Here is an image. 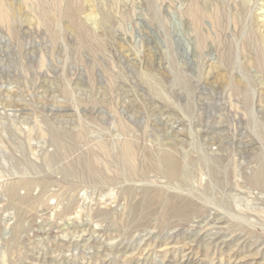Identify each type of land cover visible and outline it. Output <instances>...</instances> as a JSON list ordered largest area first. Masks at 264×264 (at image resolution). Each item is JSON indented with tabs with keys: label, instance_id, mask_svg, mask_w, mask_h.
I'll return each instance as SVG.
<instances>
[{
	"label": "rangeland",
	"instance_id": "1",
	"mask_svg": "<svg viewBox=\"0 0 264 264\" xmlns=\"http://www.w3.org/2000/svg\"><path fill=\"white\" fill-rule=\"evenodd\" d=\"M55 1L0 0V264H264V0Z\"/></svg>",
	"mask_w": 264,
	"mask_h": 264
},
{
	"label": "bare ground",
	"instance_id": "2",
	"mask_svg": "<svg viewBox=\"0 0 264 264\" xmlns=\"http://www.w3.org/2000/svg\"><path fill=\"white\" fill-rule=\"evenodd\" d=\"M55 1V0H54ZM56 2V1H55ZM54 4H56V3H54ZM2 6V5H1ZM0 6V7H1ZM58 6V5H57ZM57 6H55L56 8H57ZM3 9H4V7H3ZM3 9L2 10H0L1 12L3 11ZM57 9H59V8H57ZM57 9H56V11H57ZM192 11V12H191ZM188 12V11H187ZM76 12H75V10H73V11H69V17L70 18H73L74 17V15L73 14H75ZM189 13V12H188ZM202 13V12H201ZM43 14V13H42ZM45 14V13H44ZM10 14H6V13H1V16H0V20H1V22L3 23H6V25L9 23V21H10V17L11 16H9ZM46 15V14H45ZM189 15H190V18H192L193 19V21L195 22V23H201L200 21H199V18H200V13L197 11V10H195L194 8L192 9V7L190 8V13H189ZM205 15V14H204ZM13 16V15H12ZM42 16V15H41ZM47 16V15H46ZM12 19H13V17H12ZM42 19H44V15H43V18ZM191 19V20H192ZM14 20V19H13ZM45 20V19H44ZM43 20V21H44ZM42 21V20H41ZM47 21V20H46ZM43 23V22H42ZM49 23V22H48ZM221 23H222V21H221ZM13 24V23H12ZM195 25V24H194ZM7 26H9V25H7ZM199 26V25H198ZM222 25H220V27H221ZM83 35V34H82ZM257 46V45H256ZM236 92V91H235ZM238 94V93H237ZM55 132H57V131H55ZM60 132V131H59ZM59 132H57V133H59ZM57 133H53V135L54 134H57ZM62 135H64L63 133L61 134H57L56 135V137H55V135H54V139H55V141H57V143H61V139H62ZM82 136H83V133L82 132H79L78 134H77V138L78 139H80V138H82ZM81 140V139H80ZM123 142V141H122ZM60 146V145H59ZM55 147V146H54ZM61 149V148H60ZM63 149V148H62ZM133 148H132V146H131V143L130 142H128L127 140L125 141V142H123L122 143V149H121V153H122V156H123V162H124V165H125V167H126V169H127V173H129V175L130 176H134L135 174H136V171H135V165H134V163H133V159H132V156H134V155H132L131 154V150H132ZM98 151L100 152V153H102L103 155H105V156H107L108 155V152H107V150H106V148L103 146V145H99L98 146ZM163 152V151H162ZM89 154V153H88ZM155 158V157H154ZM91 160V159H90ZM148 161V160H147ZM160 163L161 164H163V166H164V169H165V172H166V174L169 176V177H174L175 175H176V172H175V161H174V158L170 155V154H168V153H166V152H163L162 154H161V158H160ZM80 164V163H79ZM122 164V163H121ZM74 165V164H73ZM91 168H93V167H91ZM118 169V168H117ZM84 170V169H83ZM80 171H82V170H80ZM88 171L91 173V171L89 170V168H88ZM111 171V170H110ZM64 175L65 176H74V170L71 168V167H69L68 166V164H67V168L65 167V170H64ZM92 172L94 173V170H92ZM115 173V172H114ZM117 173V172H116ZM97 174V173H96ZM105 174H107V173H105ZM94 175V174H93ZM97 175H99V174H97ZM97 175H96V177H97ZM90 176V175H89ZM112 176V175H111ZM135 177V176H134ZM115 178V177H114ZM117 178V177H116ZM123 178V177H122ZM136 178V177H135ZM103 179V178H102ZM105 180V179H104ZM249 181L251 182V183H253V184H256V185H258V187H260V188H262V189H264V170L261 168V169H259V171L258 172H256V174H254V176L253 177H251L250 179H249ZM15 188V185H13L12 187H11V189L13 190ZM153 198V197H152ZM180 203V202H179ZM171 204V203H170ZM177 204V202L174 204V205H176ZM185 205V204H184ZM172 206V204L169 206L168 204L167 205H165V206H163L164 207V210L163 211H165V213H166V215L168 214V215H171V217H184V216H182L183 215V213L185 212V209L186 208H188L186 205L184 206V207H182L181 206V208L182 209H180V208H178L177 207V209L176 208H174V207H171ZM164 215V214H163ZM166 215H165V217H166ZM171 217H170V219H171Z\"/></svg>",
	"mask_w": 264,
	"mask_h": 264
}]
</instances>
